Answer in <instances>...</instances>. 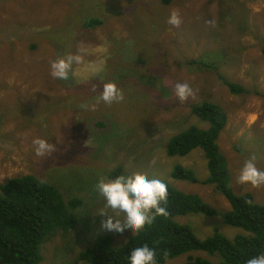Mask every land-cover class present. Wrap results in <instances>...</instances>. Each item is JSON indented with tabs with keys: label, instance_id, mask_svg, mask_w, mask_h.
<instances>
[{
	"label": "rangeland",
	"instance_id": "374dc122",
	"mask_svg": "<svg viewBox=\"0 0 264 264\" xmlns=\"http://www.w3.org/2000/svg\"><path fill=\"white\" fill-rule=\"evenodd\" d=\"M173 12L182 20L178 30L168 24ZM93 17L103 22L84 26ZM69 53L81 63L69 80L54 79L50 62ZM195 59L218 62V69L190 63ZM218 73L247 92L231 93ZM101 79L116 83L124 100L97 102ZM178 82L193 89L182 102L174 93ZM203 100L217 102L228 118L218 144L230 186L264 204V186L237 183L253 155L264 170V0H0V184L31 173L55 183L67 200H85L76 227L44 243L40 264H90L79 253L99 234L112 235L116 246L127 241L132 233L107 232L94 216L105 205L94 186L119 165L198 194L219 211L231 209L214 185L172 176L178 164L200 179L209 174L203 148L167 152L174 134L191 124L209 127L192 111ZM36 138L57 150L37 156ZM175 219L201 239L217 229L229 238L248 233L219 214ZM189 256L219 261L193 250L159 264H184Z\"/></svg>",
	"mask_w": 264,
	"mask_h": 264
},
{
	"label": "trees",
	"instance_id": "16d2710c",
	"mask_svg": "<svg viewBox=\"0 0 264 264\" xmlns=\"http://www.w3.org/2000/svg\"><path fill=\"white\" fill-rule=\"evenodd\" d=\"M169 5L173 0H161ZM223 3V1H222ZM221 3V4H222ZM100 17L85 21L84 26L101 24ZM219 60V59H218ZM190 63L204 64L206 68L218 69V62L195 59ZM219 78L233 94H243L247 88L218 73ZM201 120L210 123L202 128L191 124L174 134L167 143L169 155L185 156L201 147L205 151L209 174L200 179L194 169L176 165L172 176L177 179L214 185L231 204L225 212L213 208L200 195L168 185L167 216H156L151 224L127 241L116 246L110 234H99L92 245L80 251V259L90 264H129L131 250L147 244L157 252V264L193 250L218 255L217 263L201 256H189L184 264H246L253 256L264 253V204L258 203L251 192L237 194L228 180V168L223 164L218 139L227 125L228 118L222 107L214 101L203 100L192 106ZM130 174L123 165L109 173L110 178ZM85 204L80 197L65 198L63 191L53 182L34 174L10 178L0 184V264H40L43 260L42 246L57 233L68 234L79 222V209ZM188 213L219 214L226 223L245 229L247 234L227 237L220 230L201 239L190 224H181L175 217Z\"/></svg>",
	"mask_w": 264,
	"mask_h": 264
},
{
	"label": "clouds",
	"instance_id": "9594fccd",
	"mask_svg": "<svg viewBox=\"0 0 264 264\" xmlns=\"http://www.w3.org/2000/svg\"><path fill=\"white\" fill-rule=\"evenodd\" d=\"M182 20L178 13L173 12L168 24L173 29H179ZM81 63V57L66 54L50 62L51 76L58 80H69L73 75V66ZM103 90L96 98L97 102L111 104L124 100V93L114 82H104ZM98 86H93L96 91ZM175 96L179 101H185L193 95V89L188 83H176ZM96 104L91 105L95 110ZM35 154L47 156L54 153L55 144L48 139L36 138L33 141ZM258 158L253 155L246 159L239 170L237 183L240 185L264 186V170L258 167ZM95 191L103 197L105 205L94 216L101 218V227L107 232L123 236L126 232L133 235L147 224H151L156 216H167L168 185L157 178H148L139 173L121 174L115 178L101 177L96 183ZM129 264H157V252L147 244L131 250L128 256ZM246 264H264V253L253 256Z\"/></svg>",
	"mask_w": 264,
	"mask_h": 264
}]
</instances>
